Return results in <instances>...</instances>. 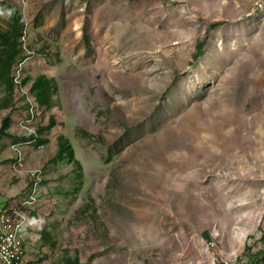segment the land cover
Segmentation results:
<instances>
[{
	"label": "rangeland",
	"instance_id": "obj_1",
	"mask_svg": "<svg viewBox=\"0 0 264 264\" xmlns=\"http://www.w3.org/2000/svg\"><path fill=\"white\" fill-rule=\"evenodd\" d=\"M17 2L0 0V33L14 6L24 21L15 79L58 87L38 116L56 120L48 143L21 147L24 167L41 171L31 264H252L264 249V0ZM22 101L0 83V130L12 117L0 205L31 191L10 168L14 141L28 139ZM61 135L82 182L54 160Z\"/></svg>",
	"mask_w": 264,
	"mask_h": 264
},
{
	"label": "trees",
	"instance_id": "obj_2",
	"mask_svg": "<svg viewBox=\"0 0 264 264\" xmlns=\"http://www.w3.org/2000/svg\"><path fill=\"white\" fill-rule=\"evenodd\" d=\"M17 5V0H13ZM11 26L7 32L0 33V83H2L6 89L7 96H13L15 90L21 91L20 88H26L32 96L33 104L35 105V116L33 122L29 123V130L22 127L19 124V129L22 131V137L25 136L28 139H17L14 143H23L31 140H36L40 145L48 143L47 139L43 138L45 132H49L52 128L56 126V120L51 118L49 123L46 126L40 127L38 125V116L41 107L51 109L53 104V97L58 92V87L54 78L47 77L44 74L38 75L35 79L31 77H24L21 80L20 87L15 83L16 75L13 74V69L15 65L22 59V40L21 38L24 35V21L20 13V9L17 6L11 8L10 13ZM21 77V76H20ZM22 78V77H21ZM20 87V88H19ZM23 103L22 105L26 107V112L24 117L20 120H25L31 118L30 112V102L26 99V96L22 94ZM8 108L7 105H0V109ZM12 123L11 115L5 116L2 121V126L0 132L6 134ZM20 123V122H19ZM12 153L14 154L13 150ZM67 158L71 163L76 165L78 170L77 177L82 182L83 178V168L80 162L75 158L74 149L70 141L63 135L58 138V151L54 160H63ZM13 161V160H12ZM11 168V163H10ZM38 197V195H37ZM37 201V199H36ZM30 206H26L24 211L28 217L27 210ZM29 220V217H28ZM30 222V220H29ZM29 228V223L26 227L25 233ZM41 238L44 242L49 243L51 247H54L56 243L52 241V236L49 231L45 230L41 234ZM264 243V236L262 238ZM26 243V242H25ZM27 246V245H26ZM264 258V249L259 254L251 258L252 264H260ZM64 264H80L79 258H67Z\"/></svg>",
	"mask_w": 264,
	"mask_h": 264
},
{
	"label": "built area",
	"instance_id": "obj_3",
	"mask_svg": "<svg viewBox=\"0 0 264 264\" xmlns=\"http://www.w3.org/2000/svg\"><path fill=\"white\" fill-rule=\"evenodd\" d=\"M15 83L22 87L20 79H15ZM20 89L30 102L31 112V118L22 120L20 125L29 130L28 124L33 122L35 116V105L28 90L23 87ZM34 142H36L35 139L12 145L14 152L13 161L11 162L12 172L24 175L25 178L31 180L32 184L31 191L25 201L0 205V264H31L24 238V233L29 223L24 209L26 206H31L36 202L41 171L38 169H26L24 167V153L21 147Z\"/></svg>",
	"mask_w": 264,
	"mask_h": 264
},
{
	"label": "bare ground",
	"instance_id": "obj_4",
	"mask_svg": "<svg viewBox=\"0 0 264 264\" xmlns=\"http://www.w3.org/2000/svg\"><path fill=\"white\" fill-rule=\"evenodd\" d=\"M263 83V82H262ZM249 97H251V96H249ZM234 121H236V120H234ZM241 121V120H240ZM246 122V121H245ZM237 125V124H236ZM235 128V127H234ZM222 131V130H221ZM219 134V133H218ZM255 136H256V134H255ZM260 136V135H259ZM251 138V137H250ZM262 138V137H261ZM208 141V140H207ZM239 236H240V239L241 240H245V237H246V233L245 232H241L240 234H239Z\"/></svg>",
	"mask_w": 264,
	"mask_h": 264
}]
</instances>
